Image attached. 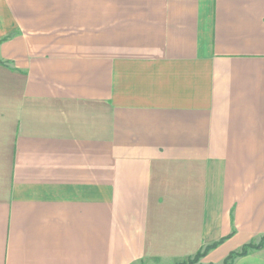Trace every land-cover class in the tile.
I'll return each instance as SVG.
<instances>
[{
  "label": "crops",
  "instance_id": "crops-1",
  "mask_svg": "<svg viewBox=\"0 0 264 264\" xmlns=\"http://www.w3.org/2000/svg\"><path fill=\"white\" fill-rule=\"evenodd\" d=\"M263 235L264 0H0V264Z\"/></svg>",
  "mask_w": 264,
  "mask_h": 264
},
{
  "label": "trees",
  "instance_id": "trees-1",
  "mask_svg": "<svg viewBox=\"0 0 264 264\" xmlns=\"http://www.w3.org/2000/svg\"><path fill=\"white\" fill-rule=\"evenodd\" d=\"M219 242H215L214 244L207 245L198 251L194 256H190L177 264H194L199 263L200 259L207 254V252L215 247ZM264 246V235L258 242H249L244 244L239 250L232 251L223 261L222 264H233L236 258L248 254L250 250L262 248ZM213 264V263H211Z\"/></svg>",
  "mask_w": 264,
  "mask_h": 264
},
{
  "label": "rangeland",
  "instance_id": "rangeland-1",
  "mask_svg": "<svg viewBox=\"0 0 264 264\" xmlns=\"http://www.w3.org/2000/svg\"><path fill=\"white\" fill-rule=\"evenodd\" d=\"M204 257V256H203ZM202 259V258H201ZM180 262V261H179ZM194 264H211V263H203L201 260L199 261V263H194ZM214 264V263H213Z\"/></svg>",
  "mask_w": 264,
  "mask_h": 264
}]
</instances>
